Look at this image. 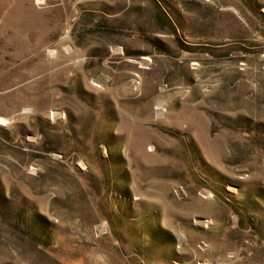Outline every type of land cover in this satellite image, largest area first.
I'll return each instance as SVG.
<instances>
[{"label": "rangeland", "instance_id": "1", "mask_svg": "<svg viewBox=\"0 0 264 264\" xmlns=\"http://www.w3.org/2000/svg\"><path fill=\"white\" fill-rule=\"evenodd\" d=\"M0 264H264V0H0Z\"/></svg>", "mask_w": 264, "mask_h": 264}, {"label": "trees", "instance_id": "2", "mask_svg": "<svg viewBox=\"0 0 264 264\" xmlns=\"http://www.w3.org/2000/svg\"><path fill=\"white\" fill-rule=\"evenodd\" d=\"M156 20L160 23H167L165 16L162 13L157 12Z\"/></svg>", "mask_w": 264, "mask_h": 264}, {"label": "bare ground", "instance_id": "3", "mask_svg": "<svg viewBox=\"0 0 264 264\" xmlns=\"http://www.w3.org/2000/svg\"><path fill=\"white\" fill-rule=\"evenodd\" d=\"M2 120H3V118H2Z\"/></svg>", "mask_w": 264, "mask_h": 264}]
</instances>
